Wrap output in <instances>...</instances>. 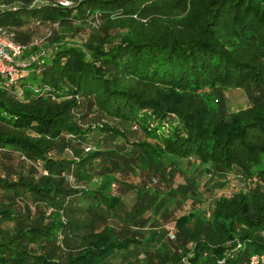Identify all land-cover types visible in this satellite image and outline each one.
<instances>
[{"label": "trees", "instance_id": "trees-1", "mask_svg": "<svg viewBox=\"0 0 264 264\" xmlns=\"http://www.w3.org/2000/svg\"><path fill=\"white\" fill-rule=\"evenodd\" d=\"M32 1L0 0L16 40L36 38L31 21L58 24L24 51H41L29 73L0 83V163L21 162L0 171V264H243L264 252V0ZM231 87L249 100L233 112ZM105 118L142 136L113 144L124 134Z\"/></svg>", "mask_w": 264, "mask_h": 264}, {"label": "rangeland", "instance_id": "rangeland-1", "mask_svg": "<svg viewBox=\"0 0 264 264\" xmlns=\"http://www.w3.org/2000/svg\"><path fill=\"white\" fill-rule=\"evenodd\" d=\"M53 27H57L58 28V24H51V23H44V22H40V21H31L29 23H26L24 25V29L28 30V31H31V35L33 37H36L38 39L42 38L40 43L41 42H45V38L44 35L48 32V31H52V28ZM88 31V28H84L81 30L80 33L76 34L75 33V39H78V40H82L83 38H85L86 36V33ZM68 38H70V36H68ZM225 102H226V106H227V109L228 111L230 112H233L239 108H242V107H245L246 105L249 104V100L246 96V94L244 93V91L240 88H234V87H231V88H227L226 91H225ZM90 119V116L88 117H85V120H89ZM105 121L115 127H117L118 129L122 130L124 136L123 137H117L114 141L113 144H119L120 146H123V147H126V148H129L131 143H132V140H136L138 138H140L142 136V132L141 130L135 126L134 123L132 122H128V121H122V120H118V119H112V118H105ZM188 160H193V158H182L181 159V163L182 165H185V166H188L189 164L187 163ZM9 163H11V160L9 161H6L4 163H0V171H4L6 169H10V168H19V165H20V158H14V161H13V166H6L5 165H8ZM205 173L203 174H200L199 173V170L198 171H194L192 173V175H194L195 177H197L200 181H204V178H208V177H212L213 175L211 176H206L204 175ZM113 175L115 177H118V178H121V179H125L127 181H131V182H134V183H139V177L137 175H134V174H125L124 172H114ZM15 177V175L13 176ZM155 183L159 182L160 185H165L163 180L162 179H159L158 177H155ZM154 181H151L150 182V185L153 186L154 185ZM211 181H214V180H211ZM233 182H237V181H233ZM232 182V183H233ZM230 185H228L227 187L223 188L224 190V193H229L230 191L232 190H235L236 189V185L233 183ZM117 182L115 183L114 182V185L113 187H117ZM155 186V185H154ZM153 186V187H154ZM219 188V187H218ZM218 188H213V190L215 191V194H216V190ZM161 194H159V198H160ZM134 198H135V190H128L126 192H124L123 194V197H122V200H123V207L124 208H129L131 204H133L134 202ZM208 198V197H207ZM206 198V200H207ZM210 200H207L206 202H209ZM168 207V205H167ZM172 207V204H170V208ZM200 208H203L204 209V206H200ZM179 210V207L176 208L174 210V214ZM205 215V213H204ZM156 217H159L158 215H156ZM163 218V217H162ZM159 219V218H158ZM166 222V221H165ZM3 224H10V223H1V225ZM166 223H161L160 225L161 226H158L157 229L160 230L162 229V227H164L166 230H168ZM171 224V222H170ZM152 227V226H151ZM151 227L149 225L145 226L144 228H140L138 229L140 232H139V235L142 234V235H147L151 229ZM161 235L158 239L160 238H164V235H163V232L160 231ZM141 247V246H140ZM135 251H133L134 253ZM123 254L126 255L127 253L126 252H123L121 253L120 255H117L114 260L115 261H118L120 260V258H124L123 257Z\"/></svg>", "mask_w": 264, "mask_h": 264}, {"label": "built area", "instance_id": "built-area-1", "mask_svg": "<svg viewBox=\"0 0 264 264\" xmlns=\"http://www.w3.org/2000/svg\"><path fill=\"white\" fill-rule=\"evenodd\" d=\"M42 1L44 0H33L31 4H35ZM58 2L62 4L69 3L68 0H58ZM1 6L4 5L1 4ZM49 33L50 31H48L44 35V37L47 36ZM41 39L42 38H35L28 42L19 41L14 38L13 31L7 30L6 28L0 26V83L2 86L10 87L15 82H17L21 78H24L29 73L28 64L32 60H38L41 51L34 54L32 53L27 58L23 56V53L24 51H27V49L31 45H38ZM255 181H259L257 175H253L252 177L247 179V183ZM241 182L242 181H240L239 183ZM233 183L236 185V189L240 187L238 182ZM228 185L230 184L228 183L226 186L218 188L216 190V194H223V188L227 187ZM167 228L170 237H173V225H168ZM262 233L264 234V230L262 231ZM243 264H264V252H255L251 254V256Z\"/></svg>", "mask_w": 264, "mask_h": 264}]
</instances>
